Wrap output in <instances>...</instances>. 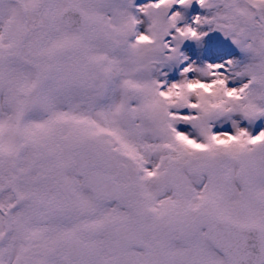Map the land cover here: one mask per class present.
Segmentation results:
<instances>
[{
  "label": "snow or ice",
  "instance_id": "obj_1",
  "mask_svg": "<svg viewBox=\"0 0 264 264\" xmlns=\"http://www.w3.org/2000/svg\"><path fill=\"white\" fill-rule=\"evenodd\" d=\"M203 26L237 86L154 77ZM234 117L264 118V0H0V264H264V131Z\"/></svg>",
  "mask_w": 264,
  "mask_h": 264
},
{
  "label": "rangeland",
  "instance_id": "obj_2",
  "mask_svg": "<svg viewBox=\"0 0 264 264\" xmlns=\"http://www.w3.org/2000/svg\"><path fill=\"white\" fill-rule=\"evenodd\" d=\"M136 2V0H135ZM183 16L181 25L192 24V17L205 16L207 13L202 10L198 4L195 2L188 8H179ZM202 33H207L204 35L200 41L186 40L181 45L180 52L182 53L183 63L178 61H165L159 67V71L154 73V77L159 80L166 81L172 79L182 80L181 75L183 68L192 64L201 69L205 68L209 64H226L227 61H232L233 65L236 66L234 71L230 74L229 87L237 86L235 79V71L240 67L248 63V58L244 53H242L229 38H226L222 33L218 31H213L209 26H203L200 28ZM197 75V78L206 79L200 75V73L189 74V78H194L193 76ZM182 114L188 115L189 110H181ZM264 124V118L257 119L255 121L249 122L247 120H239V118H233L232 120H218L214 122L213 129L217 128L218 125H221L222 130L230 131L234 134V125L244 126L245 130L249 132L250 135H254V130L257 128H262ZM184 125V124H181ZM191 126V125H188ZM241 128V127H240Z\"/></svg>",
  "mask_w": 264,
  "mask_h": 264
},
{
  "label": "bare ground",
  "instance_id": "obj_3",
  "mask_svg": "<svg viewBox=\"0 0 264 264\" xmlns=\"http://www.w3.org/2000/svg\"><path fill=\"white\" fill-rule=\"evenodd\" d=\"M144 3H147V2H144ZM143 2L141 3V4H144ZM177 11H180L179 9L177 10ZM197 15H195L194 17H192V21H193V19L196 17ZM194 78H197V75H195V76H193ZM164 83H166L167 85H170L171 83H178V82H180V80H178L177 78L176 79H172V80H166V81H163ZM264 125V124H263ZM188 126V125H187ZM221 125H218L217 126V128L214 130V134L215 133H218V132H229V133H231L230 131H224V130H222L221 128ZM239 128L241 127L242 129H244L243 128V126H238ZM183 132H185V133H191L192 135H193V137H195L196 135H197V133H192L191 131H189V130H182ZM235 131V130H234ZM261 131H264V127H262V128H257V129H255L254 130V135H257V134H259Z\"/></svg>",
  "mask_w": 264,
  "mask_h": 264
},
{
  "label": "clouds",
  "instance_id": "obj_4",
  "mask_svg": "<svg viewBox=\"0 0 264 264\" xmlns=\"http://www.w3.org/2000/svg\"><path fill=\"white\" fill-rule=\"evenodd\" d=\"M139 44H140V46L148 47V46H150L151 41H149L148 39L145 38V39L140 40ZM177 95H178V93H177ZM173 98L175 99L176 97H173Z\"/></svg>",
  "mask_w": 264,
  "mask_h": 264
}]
</instances>
